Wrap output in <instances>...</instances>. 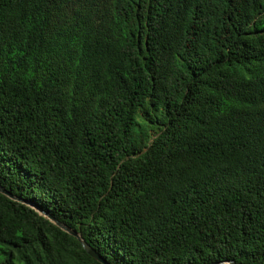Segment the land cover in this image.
I'll use <instances>...</instances> for the list:
<instances>
[{"label": "trees", "instance_id": "16d2710c", "mask_svg": "<svg viewBox=\"0 0 264 264\" xmlns=\"http://www.w3.org/2000/svg\"><path fill=\"white\" fill-rule=\"evenodd\" d=\"M0 186L109 264H264V0H0ZM0 264H101L0 192Z\"/></svg>", "mask_w": 264, "mask_h": 264}, {"label": "water", "instance_id": "95a60500", "mask_svg": "<svg viewBox=\"0 0 264 264\" xmlns=\"http://www.w3.org/2000/svg\"><path fill=\"white\" fill-rule=\"evenodd\" d=\"M0 192L4 195H6L7 197L11 198V199H15L18 201H21L23 203L28 204L29 206L33 207L39 214H41L42 216L46 217L47 219H49L51 222H53L55 225H57L61 230L67 232L68 234L74 236L75 238L78 239V241L81 243L82 247L84 248V250L95 260H97L99 263L101 264H109L96 250H94L81 236L80 234H78L76 231H74L73 229L69 228L68 226L64 225L63 223H61L59 220H57L56 218H54L53 216H51L50 214H48L47 212H45L44 210H42L41 208H39L38 206H36L35 204L31 203V202H26L23 201L22 199L13 196L11 193H9L7 190H5L3 187L0 186ZM212 264H237L234 261H218V262H214Z\"/></svg>", "mask_w": 264, "mask_h": 264}]
</instances>
